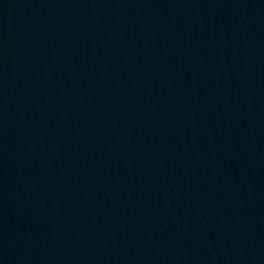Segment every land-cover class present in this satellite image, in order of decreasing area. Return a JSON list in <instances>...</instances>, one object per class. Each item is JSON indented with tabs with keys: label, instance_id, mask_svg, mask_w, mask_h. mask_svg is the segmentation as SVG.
I'll return each instance as SVG.
<instances>
[{
	"label": "water",
	"instance_id": "obj_1",
	"mask_svg": "<svg viewBox=\"0 0 264 264\" xmlns=\"http://www.w3.org/2000/svg\"><path fill=\"white\" fill-rule=\"evenodd\" d=\"M0 264H264V0H0Z\"/></svg>",
	"mask_w": 264,
	"mask_h": 264
}]
</instances>
